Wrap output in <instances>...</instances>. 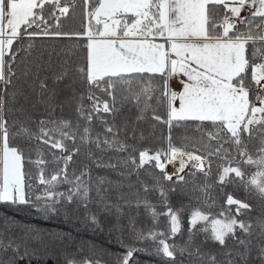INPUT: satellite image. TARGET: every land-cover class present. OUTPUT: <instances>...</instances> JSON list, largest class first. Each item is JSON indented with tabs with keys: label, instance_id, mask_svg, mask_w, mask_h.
<instances>
[{
	"label": "snow or ice",
	"instance_id": "obj_1",
	"mask_svg": "<svg viewBox=\"0 0 264 264\" xmlns=\"http://www.w3.org/2000/svg\"><path fill=\"white\" fill-rule=\"evenodd\" d=\"M65 39L83 43L38 44ZM80 48L83 64L58 59ZM90 165L123 170L113 181ZM93 193L152 222L117 216L114 264H264V0H0V203L53 218ZM14 223L0 264L47 254ZM83 253L63 249L61 264H105Z\"/></svg>",
	"mask_w": 264,
	"mask_h": 264
},
{
	"label": "trees",
	"instance_id": "obj_2",
	"mask_svg": "<svg viewBox=\"0 0 264 264\" xmlns=\"http://www.w3.org/2000/svg\"><path fill=\"white\" fill-rule=\"evenodd\" d=\"M81 9L77 8V13ZM76 43H83V41L75 40H41L38 44H47L58 46L57 50L64 49V53L68 52L71 45ZM61 53L59 60L69 59L70 62L75 65L77 63L83 64L85 52L83 48L75 51L74 54L65 55ZM57 58L54 56V60ZM127 113L129 117L134 114ZM39 114V113H37ZM65 114L68 113V109L65 108ZM151 121L145 122L141 125V128L147 134L150 129ZM159 130H163V126H158ZM115 152L109 151L105 157V162L116 163ZM77 166H81L79 163ZM92 168L93 176L107 177L110 180L116 181L120 179L118 176V171H122V168L110 169V168H97L95 165H90ZM147 179L146 177H142ZM136 177L133 176L132 180L135 181ZM60 191H65V187H61ZM124 191H128L127 188ZM198 195V193H197ZM108 199L115 203L117 201L116 193L111 192ZM151 199L155 201L156 197L152 196ZM171 200L173 205H179L181 203H187V196H181L179 194H172ZM257 204V209H259V203ZM89 214L97 215L102 225H104V230H94L85 220V217ZM121 215L125 222L128 217H134L138 224L143 227L151 226V219L146 214L143 208H135L134 206H127L121 204L119 210L116 208H111L107 211L102 210L100 204L98 203V198L95 193H93L92 201L89 203L88 208L85 209L81 206L66 205V211L59 216L53 218H48L37 214L36 212L29 209L24 205H11L0 203V227L6 219L14 220L15 223L12 225V231L16 235H24L29 230H37L43 234L44 238L42 242H33L32 246L38 249L39 253H43L44 249H48L47 254H38L35 258L30 261V264H61L62 256L60 252L63 249H68L74 251L77 248L82 247L84 249V255H89L93 251L97 257H99L105 264H114V254L122 251L120 246L115 242L116 238L114 235H110L108 232L109 225ZM164 218H161V227L164 226ZM179 241L180 238L178 237ZM23 264H28L27 261ZM140 264H161V261L152 256L140 255ZM186 264V261H185Z\"/></svg>",
	"mask_w": 264,
	"mask_h": 264
},
{
	"label": "crops",
	"instance_id": "obj_3",
	"mask_svg": "<svg viewBox=\"0 0 264 264\" xmlns=\"http://www.w3.org/2000/svg\"><path fill=\"white\" fill-rule=\"evenodd\" d=\"M173 86H174L175 88H177V89L180 88V84H179L178 82H174Z\"/></svg>",
	"mask_w": 264,
	"mask_h": 264
}]
</instances>
